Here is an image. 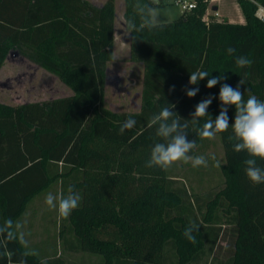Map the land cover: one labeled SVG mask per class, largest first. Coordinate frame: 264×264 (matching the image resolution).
Instances as JSON below:
<instances>
[{
  "label": "trees",
  "instance_id": "trees-1",
  "mask_svg": "<svg viewBox=\"0 0 264 264\" xmlns=\"http://www.w3.org/2000/svg\"><path fill=\"white\" fill-rule=\"evenodd\" d=\"M209 1L195 0L172 21L152 22L150 9L163 0H124L130 53L143 64L142 89L137 109L114 111L104 101L114 48V0H0V68L9 53H18L71 90L51 99L0 102V264H72L61 247L64 253L94 256L93 264H205L206 255V263L213 264L220 210L234 237L231 254L217 263L264 264V184L246 176L244 161L250 157L233 150L231 127L216 134L224 154L219 166L223 185L203 204L197 194L201 217L193 215L186 188L175 187L178 179L170 168L146 167L152 146L161 142L149 122L170 104L181 123L188 124V139L196 141L190 155L205 154L199 131L221 107L220 83L209 89V78L224 75L221 83L233 88L242 79L244 100L254 95L264 101V20L257 15L264 0H237L242 23L204 19ZM229 47L234 54L227 52ZM238 56L251 63L239 67ZM197 70L210 77L189 85L190 73ZM192 87L200 90L189 98L184 89ZM208 96L215 97L209 116L193 124L195 106ZM228 116L231 125L234 106ZM129 118L136 125L120 134ZM257 166L264 168V160L257 158ZM209 168L197 171L210 177ZM69 186L81 202L67 218L57 211L59 247L53 241L51 249L48 245V206L42 213L48 248L28 247L18 232L21 216L30 204L36 215L33 200L51 188L67 195ZM192 223L199 227L195 242L183 235Z\"/></svg>",
  "mask_w": 264,
  "mask_h": 264
},
{
  "label": "rangeland",
  "instance_id": "rangeland-1",
  "mask_svg": "<svg viewBox=\"0 0 264 264\" xmlns=\"http://www.w3.org/2000/svg\"><path fill=\"white\" fill-rule=\"evenodd\" d=\"M90 1L95 4H101L105 0ZM175 1L177 0H163L162 6L153 8L155 12L153 13L151 11V21L167 22L179 17L181 9L175 4ZM114 3L116 10L114 26L115 41L113 57L107 64L104 84V101L106 106L111 110L130 111L137 109L140 104L143 64L132 58L130 53L128 32L123 25L124 0H114ZM210 13L213 12L210 10ZM70 92V89L62 84L56 76L29 62L18 53H9L0 68V102L2 103L20 104L28 101L51 99L67 95ZM218 137L219 136L216 135L211 139L205 138L204 145L200 149V151L205 153L202 156L207 159V166L209 165L211 167L209 168L210 177L198 173L197 167H193L191 162H178L170 167V172L178 179L175 180L178 183L174 184L175 187L183 185L186 188L187 195L194 203L193 215L199 217H201V215L200 212L197 211V194H199L200 197L198 203L203 204L207 199V195L212 196L213 193L223 185L219 166L224 161V154ZM57 188H59L58 185ZM57 188L54 189L53 186L54 191H56ZM53 189L51 188L49 192L54 194ZM48 193L37 200H33L36 201L35 208L37 209L38 207L37 214L34 215L35 212L30 204L29 208L21 216L22 221L25 219L26 215L29 214H32L33 218L31 219L33 222L36 216L43 219L41 211L47 206L45 204V197ZM202 210H205V207H202ZM219 215L222 226L216 246L211 254L215 258H213V264H219L217 261H225L231 254L230 247L234 237L233 226L227 223L226 215L223 214L221 210L219 211ZM39 222H41L40 219ZM45 223L51 230V233H49L51 237L48 240L51 242V244L48 242L49 248L51 249L52 241L53 243H57L59 247L60 239L58 231L61 222L58 224L57 210L48 209ZM37 237L38 236H36V238ZM58 250L57 252H59ZM61 251L64 259L72 264H93L97 260L94 256H89L80 251H67L64 253L62 247ZM203 260H205V264H207L206 262L210 260V256L206 255ZM170 264H172V262H170Z\"/></svg>",
  "mask_w": 264,
  "mask_h": 264
},
{
  "label": "clouds",
  "instance_id": "clouds-1",
  "mask_svg": "<svg viewBox=\"0 0 264 264\" xmlns=\"http://www.w3.org/2000/svg\"><path fill=\"white\" fill-rule=\"evenodd\" d=\"M150 11L155 12L154 9H150ZM227 52L230 55L234 54L235 49L229 47ZM250 63L251 61L245 56L236 58V64L239 67L248 66ZM207 77H210L207 71H193L190 73L188 84L198 85L200 81ZM226 79V76L218 75L207 80L206 87L209 89L220 83L218 99L221 107L218 116L214 120L210 118L203 123L199 135L211 139L217 133L225 132L231 127L234 136L230 137V140L234 139L236 141L233 150L237 153L246 152L250 157L244 161L246 176L253 184H264V168L257 166V158L264 160V101L258 100L254 95H250L245 101L244 93L240 90V86L244 84V81L241 79L237 86L233 88L227 83H221ZM174 90L175 86L173 85L169 92ZM184 90L187 97L193 98L200 89L199 87H192ZM214 98L208 96L195 106V111L191 116L193 124H198L200 118L209 116L207 110ZM170 105L171 107H163L149 122V127H156V135L161 138V142H157L152 146L146 167H159L162 170H167L178 162H191L193 167L207 166V159L204 156L190 155L196 148V141L188 139V124L181 123V117L174 111L175 105ZM229 106L235 108V118L231 125L228 116ZM135 125L136 121L134 119H127L120 127V134ZM80 202L81 196L75 191L74 186H69L67 195L49 192L45 197V204L50 209L57 210L64 218L69 217L72 211L80 206ZM198 230V225L192 223L185 229L183 235L190 242H195L193 233Z\"/></svg>",
  "mask_w": 264,
  "mask_h": 264
},
{
  "label": "crops",
  "instance_id": "crops-1",
  "mask_svg": "<svg viewBox=\"0 0 264 264\" xmlns=\"http://www.w3.org/2000/svg\"><path fill=\"white\" fill-rule=\"evenodd\" d=\"M194 1L195 0H190L189 2H194ZM262 9L263 7L260 6L257 10V14H259L262 11ZM210 10L213 13H210ZM180 13H182V11H180ZM211 17L217 20H228L230 22H239V23L244 22V16L241 12L237 0H210L204 15V19H209ZM123 25H124V21H123ZM114 41H115V32H114ZM69 94H71V92ZM45 208L42 209L41 216L42 213H44ZM36 217H35V221L33 222L31 219V214L26 215L25 219L23 221L21 220V222L18 224V231L20 232V236L24 240V243L28 245V247L33 246L36 248H48V246L44 244V242L47 240V233H46V229L43 227V219L41 217H37V218ZM39 219L41 222H39ZM36 236L38 237L36 238Z\"/></svg>",
  "mask_w": 264,
  "mask_h": 264
},
{
  "label": "built area",
  "instance_id": "built-area-1",
  "mask_svg": "<svg viewBox=\"0 0 264 264\" xmlns=\"http://www.w3.org/2000/svg\"><path fill=\"white\" fill-rule=\"evenodd\" d=\"M175 4L180 7L182 12L187 11L194 6V2H189L186 0H177V1H175ZM257 15H258V17H260L261 19L264 20V7H263L262 11Z\"/></svg>",
  "mask_w": 264,
  "mask_h": 264
}]
</instances>
